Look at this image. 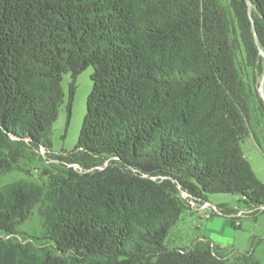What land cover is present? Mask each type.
<instances>
[{"label":"trees","instance_id":"obj_1","mask_svg":"<svg viewBox=\"0 0 264 264\" xmlns=\"http://www.w3.org/2000/svg\"><path fill=\"white\" fill-rule=\"evenodd\" d=\"M249 1L0 0V174L37 159L47 179L0 188V264L225 263L207 239H165L192 211L181 191L264 204L242 152L264 143V0ZM88 66L79 137L55 153L62 75L72 96ZM36 206L40 252L15 237Z\"/></svg>","mask_w":264,"mask_h":264},{"label":"rangeland","instance_id":"obj_2","mask_svg":"<svg viewBox=\"0 0 264 264\" xmlns=\"http://www.w3.org/2000/svg\"><path fill=\"white\" fill-rule=\"evenodd\" d=\"M262 51L264 52L263 48ZM261 57L263 72L262 75H258L254 86L260 83L264 75V53ZM92 71V66H88L76 76L72 96V77L70 73L62 75L63 98L50 135L51 149L55 153L62 150L71 151L75 147L85 116L86 100L92 87L90 79ZM246 77L248 81L251 80L250 71H246ZM256 132L261 138L264 133L263 126H257ZM242 152L250 162L256 177L264 183V143L259 146L250 135L242 143ZM41 164L37 159L27 164L29 168L27 174L19 170L1 173L0 188L8 183L26 179L45 184L47 179L40 175ZM206 198L217 206L226 204L235 210L244 207L237 193H211L207 194ZM18 231L15 237L23 242L25 239L32 241L39 252L49 246L43 238L38 206L34 208L30 217L18 226ZM199 239H207L212 243L214 249L227 258L224 264H264V212L241 217L240 224L235 225L234 220L225 214H212L205 219L198 211L184 210L179 220L169 230L165 244L172 248H188Z\"/></svg>","mask_w":264,"mask_h":264},{"label":"built area","instance_id":"obj_3","mask_svg":"<svg viewBox=\"0 0 264 264\" xmlns=\"http://www.w3.org/2000/svg\"><path fill=\"white\" fill-rule=\"evenodd\" d=\"M39 152L42 155H44V153H45L44 148L40 147ZM70 165L76 169H79V166L77 164H70ZM181 196L186 199L187 204L192 211L200 212L201 217H203L205 219L209 218L212 214H222L219 206L210 203L208 200H204V199H201L198 197H194L185 191H181ZM255 212L256 213L257 212L258 213L264 212V204L244 206L242 208L236 209L234 212H231V213L225 214V215H227L231 219H233L235 225H239L241 217L251 215L252 213H255Z\"/></svg>","mask_w":264,"mask_h":264},{"label":"water","instance_id":"obj_4","mask_svg":"<svg viewBox=\"0 0 264 264\" xmlns=\"http://www.w3.org/2000/svg\"><path fill=\"white\" fill-rule=\"evenodd\" d=\"M247 6H248V11L250 12L251 4H250L249 0H247ZM258 49H259L260 54L264 53L260 46H258ZM263 88H264V75L262 76L260 83H259V87H258V92H259L260 96L262 97V99H264V89Z\"/></svg>","mask_w":264,"mask_h":264}]
</instances>
